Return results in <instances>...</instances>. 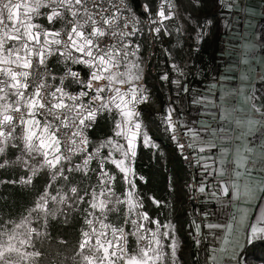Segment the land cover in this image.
I'll return each instance as SVG.
<instances>
[{
	"label": "snow or ice",
	"instance_id": "obj_1",
	"mask_svg": "<svg viewBox=\"0 0 264 264\" xmlns=\"http://www.w3.org/2000/svg\"><path fill=\"white\" fill-rule=\"evenodd\" d=\"M133 2L0 0V169L22 168L28 175L9 181L22 185H31L40 172L50 176L25 215L0 221V264H43L37 242L48 237L50 220L63 215L67 222L66 209H78L83 216L73 264H178L174 226L149 215L131 178L138 142L155 147L141 119L140 106L150 94L142 83L141 46L134 42L143 29ZM143 7L147 12L148 6ZM178 19L177 4L163 0L155 18L149 15L148 30L157 37L162 32L170 35L166 22ZM176 31L182 32L183 25ZM260 40L264 42V34ZM244 49L247 64L250 46ZM172 67L183 75L178 65ZM161 79L169 77L164 74ZM246 99L254 101L256 96ZM172 111L169 108L164 117L166 130L181 151L195 150L199 143L200 153L206 148L219 153V167L212 168L220 178L219 192L211 196L260 202L254 215L241 209L225 223L205 225L222 232L219 247L210 250V264H247L242 258L245 248L264 243V196L257 195L264 193V184L253 186L244 180L242 185L241 180L250 177L255 166L251 138L264 149V105L253 103L252 115L229 119V113H222L230 128L219 138L227 146L213 139L226 130L210 126L204 128L208 139L187 127L189 142L179 143ZM101 121L111 122V135L93 141L90 133ZM12 149L18 155L9 160ZM201 160L216 163L214 156L198 157L197 164ZM203 168L207 172L209 165ZM73 174H80V183L74 182ZM121 180L125 186L118 190ZM57 181L64 183L53 194L50 189ZM198 191L205 193L203 182ZM149 199L159 206L160 201ZM200 227L196 225L197 236Z\"/></svg>",
	"mask_w": 264,
	"mask_h": 264
},
{
	"label": "trees",
	"instance_id": "obj_2",
	"mask_svg": "<svg viewBox=\"0 0 264 264\" xmlns=\"http://www.w3.org/2000/svg\"><path fill=\"white\" fill-rule=\"evenodd\" d=\"M172 2L178 6L179 19L169 21L170 35L163 32L158 37L151 35L153 54L148 59L147 77H144L146 85L149 84L148 75L156 80L154 91L159 108L147 104L140 106L141 116L149 134L168 147L171 154L166 157L165 162L161 161L159 155L151 158V149L144 147L139 141L135 167L144 180L136 178V184L139 187L138 193L144 199L145 210L153 218L161 219L162 205L153 204L149 196L159 201L174 197L172 202L174 209L170 219L176 233L183 240V248L178 253L179 259L182 264H205L202 247L197 246L192 240V233L195 232L192 220L194 206L189 188L191 177L180 153L171 143L164 117L171 108L172 113L181 118L180 124L183 129H187L198 118L200 112L198 98L211 87L222 71L225 32L221 21L225 9L220 0H172ZM161 3L163 0H134L132 6L140 17L149 20L150 14L155 18ZM144 5L148 6L147 12ZM189 16L192 18L191 21L188 19ZM181 25L183 31L177 32L176 28ZM146 37L149 41L148 34ZM187 61L190 64L185 66ZM173 64L183 70V75L172 67ZM164 74L168 75V80L161 79ZM176 81H179V85ZM185 86L187 92L184 91ZM261 88L264 91V85ZM102 129L101 125H98L93 131V136L108 135ZM169 180L172 181L171 190L167 187ZM201 210L205 215L207 210L203 200ZM66 211L67 222H64V216L61 215L57 221L49 224L48 237L42 243L37 242V247L44 253L42 259L52 264H73L72 256L76 241L80 229L84 227L83 221L76 217L73 209ZM242 258L247 264H264V243L246 247Z\"/></svg>",
	"mask_w": 264,
	"mask_h": 264
},
{
	"label": "rangeland",
	"instance_id": "obj_3",
	"mask_svg": "<svg viewBox=\"0 0 264 264\" xmlns=\"http://www.w3.org/2000/svg\"><path fill=\"white\" fill-rule=\"evenodd\" d=\"M220 2L223 8L225 9V13L223 14V18L221 21L222 27L225 32V50L223 52V65H222L221 73H224L225 75L232 77V80H235L234 77H236L237 80V76L238 74H240V70L249 68L253 76L252 80L254 81L255 75H257V72H255L254 68H256L259 71L260 68L264 67V42L260 40V36L264 34V0H220ZM140 20H141V28L143 29V35L138 34L137 37L134 38V42L139 43L141 46L139 55L141 57V64L143 67V77L145 76L147 77L146 67H147L148 59L153 54V48H152L153 40L151 39L152 34L148 30L149 29L148 19L140 17ZM166 23L170 25L169 21H167ZM147 34L149 35L150 38L149 41H147V37H146ZM245 44H248L250 46V50L248 51L246 57L248 61L247 64L243 62V60L245 59L243 55L245 51L244 49ZM259 63H263V64H259ZM189 64L190 63L188 61L185 62V66H188ZM253 65L256 66L254 67ZM245 73H246L245 71H242V76L246 75ZM148 82L149 84L146 85L144 79L142 81L144 86L147 88L148 93L150 94V99L146 104L149 106L152 105L156 109H158L159 103L154 91V84L156 83V80L154 79V77L148 75ZM216 82L218 81L216 80ZM253 88H254L253 86H251V88H247L246 85L244 86L241 85L240 91L241 93H244L247 92L248 90L249 91L251 89L253 90ZM212 90H214V88L211 85V87H209L208 90H205L203 92L204 94L200 98H198L197 101L199 102V106H201L200 105L201 101L207 100L208 98L209 99L211 98L213 100L212 97L216 94ZM256 91H257L256 93H259L262 99H264L263 90H261V88H258L256 89ZM257 99L259 100L258 97ZM225 111H227V108H225ZM238 111H240L239 108ZM252 114H253L252 112L249 113V115ZM256 118H258V116H256ZM142 121L145 129L147 130L146 124L143 119ZM99 125H101V128H103L102 130L108 133V135L93 136L94 133L93 131L95 130L94 129L90 133V136L93 141L111 135L112 126L110 121L107 122L101 121ZM189 126H191V124ZM149 136L151 138V144H154L155 147L151 145L145 146L142 143V140L140 141V143H142L144 147L151 149V158H155L157 155H159L161 161L165 162L166 157L171 154L170 149L162 145L160 142L156 141L155 139H153L150 134ZM15 155H18V152H16L15 149H12L10 150L7 158L9 160H14ZM132 168L134 169L135 176L131 178L134 179L136 183V178L141 179L142 176L136 171L135 159L132 162ZM24 175H28V173H26L22 168L17 166L0 169V221L18 220L22 215H25L27 213V210L33 206L36 198L44 191L45 186L50 182V176L46 172H40L36 177H34L33 183L31 185H22L20 183L9 182V181H19L20 177ZM81 179L82 178L80 174H73L74 182L80 183ZM63 183H64L63 181L53 182L52 189H50V191H52L54 194L58 185ZM200 185L201 183H199V186ZM124 186L125 185L121 180L117 185L118 190H122ZM167 187L170 190L172 189L173 187L172 181L169 180L167 182ZM136 191L137 192L139 191V187L137 184H136ZM149 197L152 196L150 195ZM173 200L174 197L171 196L167 200L160 201V205H162V216L161 219H158L156 217H154V219H158L162 224L171 222L170 216L172 210L174 209V206L172 205ZM221 202L222 203L220 204L218 203L217 211L215 212L208 211V214L211 212V216L213 215V213L214 215L217 214L216 215L217 220L215 223H225V221H223L224 217L227 218L228 215L232 216L233 214L239 216L241 209H247V207H241L237 205L236 202H231L228 205L226 203L228 202L227 200H222ZM51 206L52 205L50 204V207ZM80 207L82 208L84 206L81 205ZM247 211L250 214L252 213V211H249V209H247ZM73 212L77 218L83 221V216L78 209H73ZM60 217L61 215H59L56 220H50L49 224L51 222L57 221ZM206 218L204 220V226H203L204 241L200 242L199 245L202 247V254H203L202 257L204 263L210 264V261L208 259L210 255V250L214 247L217 248L219 247L220 244L219 238L222 236V232L221 230L218 229L209 230L207 227H205V225L209 222L214 223L212 220H209L210 217H206ZM192 220H193L194 232L196 233V225L199 223L196 224L194 218H192ZM171 224L174 226L172 222ZM47 231L49 233V228L47 229ZM174 231H175V227H174ZM175 235L179 245L177 249L178 264H182L181 260L179 259L178 253L183 248V240L178 236L176 231H175ZM193 237H194V233H192V240L196 243ZM167 243H170V241H165V244ZM165 251L170 252V249L165 248ZM42 261L43 264H52L46 261L45 259H42Z\"/></svg>",
	"mask_w": 264,
	"mask_h": 264
},
{
	"label": "crops",
	"instance_id": "obj_4",
	"mask_svg": "<svg viewBox=\"0 0 264 264\" xmlns=\"http://www.w3.org/2000/svg\"><path fill=\"white\" fill-rule=\"evenodd\" d=\"M260 62V59H259ZM263 64V63H259ZM254 67L256 65H253ZM255 72L260 73L255 76V80H252V73L250 69H244L240 70V74L236 77L235 80H232V77L225 75L224 73H221L217 76L215 79V82H213L212 86L214 90H212L216 95H214L212 98H208L207 100L201 101L200 103V112L198 115V118L196 121H194L191 126L189 127H195L197 130L201 131V135L205 137V139H208L209 137L204 132V128L207 126H210L213 129H219L224 128L225 132H218V136L216 138H213L216 140L218 145H225L227 146V141H224L220 139L219 137L224 136L227 134V130L230 128V125L227 120H222L221 115L222 113H229V119H231L233 116H236L237 114H240L241 116L245 114H249L252 112V104L255 103L258 107L261 105H264V99L260 96L259 93H256V89L261 88L262 85H264V67L260 68L258 71L256 68H254ZM242 71H245L246 75L242 76ZM244 77V78H242ZM262 79V80H260ZM216 80L218 82H216ZM260 87H258V85ZM241 85H246L247 88H251L253 86V90H248L247 92L241 93L240 88ZM261 90H263L261 88ZM264 93V91H263ZM262 93V95H263ZM255 94L259 98V100L256 99L253 100H247L246 97L251 96ZM258 100V101H257ZM225 108H227V111H225ZM238 108L240 111H238ZM231 109V112H230ZM235 110V111H234ZM240 112V113H239ZM253 113V112H252ZM257 119H260L258 116ZM213 125V126H212ZM216 125V126H214ZM237 134L236 131H232L231 135L235 137ZM252 142L255 144V155L253 156V160L255 161L254 170L252 171V174L250 177L245 176L243 180H241V184L243 185L244 180H250L253 184V186L264 184V149L261 148V145L259 143H256L255 137L251 138ZM233 145L236 143L235 139H233ZM199 143H197V147L194 150L195 153V159L197 160L198 157H207V156H214L216 158V163H213V160H201L199 164L198 170H199V181L200 183H204L205 185V193H202V200L204 205L206 206L207 214L208 211L215 212L218 209V203H222V200H227V205L231 202H236L237 205L241 207H247L249 211H252V215L255 214V209L260 206L259 201H252L251 203H245L243 200V197L240 201H229L228 197H224L222 195L219 196V198H214L211 196V193L213 191L219 192V180L220 178L216 176L215 173L212 172L213 167H219V153L216 150H208L206 148L204 153H200L198 151ZM231 159V157H229ZM197 163V162H196ZM207 163L209 165V168L207 172H205L203 165ZM258 196H264V193H257ZM221 200V201H219ZM211 212L206 216L210 217L209 220H212L214 223L216 222L217 214L211 216ZM204 215V214H203ZM215 216V217H214ZM231 215H228L227 218H223V221H227ZM204 215V219L206 218ZM207 219V218H206Z\"/></svg>",
	"mask_w": 264,
	"mask_h": 264
},
{
	"label": "built area",
	"instance_id": "obj_5",
	"mask_svg": "<svg viewBox=\"0 0 264 264\" xmlns=\"http://www.w3.org/2000/svg\"><path fill=\"white\" fill-rule=\"evenodd\" d=\"M240 15V13H239ZM259 74V73H257ZM256 76V75H255ZM260 77V74H259ZM181 118L175 116L172 113V121L176 123L177 125V130H176V135L178 137L179 143L187 144L189 142V137L188 135H185L184 133L186 132L185 129L181 127L180 124ZM169 137L171 140L172 145H174L177 149V151L180 153L182 157V162L186 166L187 170L189 171L190 174V182H189V188H190V195L192 198V203L194 206V214L192 218L195 219L196 224L199 223L200 227V235L197 236V233H194L193 239L196 241L197 239L200 240V242L204 241V232H203V226H204V215L201 211V201H202V193L198 191L199 188V170H198V165L196 163L195 155L193 152L192 148H187L183 151H181L178 146H177V141H174L172 139V132L169 131ZM187 157V159H185Z\"/></svg>",
	"mask_w": 264,
	"mask_h": 264
}]
</instances>
